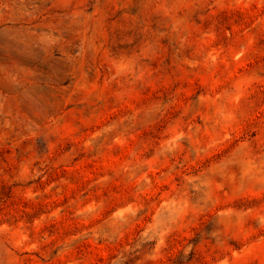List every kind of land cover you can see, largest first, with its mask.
<instances>
[{"label": "rangeland", "instance_id": "obj_1", "mask_svg": "<svg viewBox=\"0 0 264 264\" xmlns=\"http://www.w3.org/2000/svg\"><path fill=\"white\" fill-rule=\"evenodd\" d=\"M0 264H264V0H0Z\"/></svg>", "mask_w": 264, "mask_h": 264}]
</instances>
